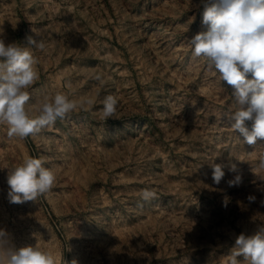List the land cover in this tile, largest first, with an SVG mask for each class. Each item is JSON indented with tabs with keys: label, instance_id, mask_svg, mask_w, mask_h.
<instances>
[{
	"label": "rangeland",
	"instance_id": "1",
	"mask_svg": "<svg viewBox=\"0 0 264 264\" xmlns=\"http://www.w3.org/2000/svg\"><path fill=\"white\" fill-rule=\"evenodd\" d=\"M203 9L204 0H0L6 44L45 38L46 50L32 49L31 111L58 91L95 101L23 140L0 125V229L11 245H37L57 264H221L239 234L264 224V140L248 145L230 128L232 86L193 56ZM107 95L119 103L104 120ZM27 156L56 183L13 204L7 176ZM213 162L224 165L218 185ZM236 174L241 184L229 186ZM143 189L156 197L142 200Z\"/></svg>",
	"mask_w": 264,
	"mask_h": 264
},
{
	"label": "clouds",
	"instance_id": "2",
	"mask_svg": "<svg viewBox=\"0 0 264 264\" xmlns=\"http://www.w3.org/2000/svg\"><path fill=\"white\" fill-rule=\"evenodd\" d=\"M202 24L207 30L195 34L189 43L193 56L206 61V66L218 76L220 82L232 86L234 109L225 115L230 128L238 131L248 145L264 140V0H204ZM37 38L27 37L28 47L19 43H5L0 37V125L7 126L9 138L21 140L38 135L85 103L95 101L73 99L65 92L46 93L35 112L31 111L30 89L39 80L38 59L32 49L46 50L45 38L37 31ZM249 76L251 78H249ZM103 82L100 74L94 77ZM69 87L71 83L69 82ZM101 119L107 120L117 113L118 99L107 95L101 101ZM251 121V129L246 122ZM42 158L27 156L12 167L7 176L10 203L22 204L50 194L56 175L44 166ZM212 180L219 184L225 176L224 165L212 163ZM259 169H264V153L259 156ZM231 172L237 173L235 164ZM242 176L236 174L229 186H239ZM140 197L150 201L156 193L143 189ZM255 202V196L248 197ZM264 206V201H261ZM242 257V259H238ZM0 264H57L54 255L39 246L15 248L5 230L0 229ZM71 264H77L75 260ZM221 264H264V224L257 226L252 235L239 234L229 255Z\"/></svg>",
	"mask_w": 264,
	"mask_h": 264
}]
</instances>
